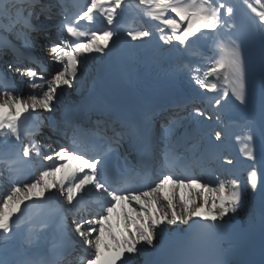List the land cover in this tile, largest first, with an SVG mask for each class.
Wrapping results in <instances>:
<instances>
[{
	"label": "snow or ice",
	"instance_id": "1",
	"mask_svg": "<svg viewBox=\"0 0 264 264\" xmlns=\"http://www.w3.org/2000/svg\"><path fill=\"white\" fill-rule=\"evenodd\" d=\"M138 5L157 23L123 27L125 0H87L82 6L67 0H0V32L22 39L20 47L12 44L0 50V58L8 51L14 58L0 75V179L11 184L0 201V240L16 236L20 216L30 204L42 207L51 201L55 212L40 220V231L33 234L40 237L54 227L62 240L61 249L51 258L0 254V264H136L137 254L144 251L138 245L152 246L157 236L164 237L168 225L184 224L188 230L210 233L222 229L225 218L241 209L249 189L261 197L264 229V61L259 122L245 121L241 131L231 135L242 144L240 151L251 162L245 182L232 171L235 158L226 155L230 136L224 111L229 101L243 106L254 102L243 49L250 37H258L264 49V0H138ZM54 8L58 11L52 39L46 24L53 21ZM101 17L106 22L102 29L81 25L82 21L93 24ZM122 39L129 47L150 45L155 61L166 55H189L199 41L210 45L212 54L205 59L211 63L202 74L199 65H183L190 82L203 93L202 99L192 104L184 142H194L193 147L200 150L199 162L215 163L213 175H232L231 181L216 177L201 182L199 177L174 176L165 170L173 141L168 135L159 140L145 135L146 114L120 115L114 121L113 112L106 109L103 123L96 125L101 134L91 151L75 144L78 125L62 126L53 121L63 92L80 82L87 61L93 54L107 56ZM45 46L55 65L51 71H46L48 65L36 55ZM9 73L21 77L30 90L26 97ZM29 121L32 126L22 129ZM113 123H118V130L111 127V135L102 131ZM168 124L165 119L161 125L165 132L171 131ZM53 135L65 142H44ZM124 140L138 152V165L129 164L130 152L120 151ZM153 153L161 157L159 176L154 182L132 186L130 177L138 174V168H147V158ZM114 158L123 159V167L110 170ZM22 165H39L37 178L16 179L13 172Z\"/></svg>",
	"mask_w": 264,
	"mask_h": 264
},
{
	"label": "bare ground",
	"instance_id": "2",
	"mask_svg": "<svg viewBox=\"0 0 264 264\" xmlns=\"http://www.w3.org/2000/svg\"><path fill=\"white\" fill-rule=\"evenodd\" d=\"M52 2V1H51ZM53 3V2H52ZM48 23H50V22H48ZM143 25V23H141V24H139V25H135V26H133V25H129V26H131V27H140V26H142ZM51 33H53L52 31H51ZM52 39H55V35L53 36V38ZM46 43V42H45ZM207 43L204 41V44L203 45H206ZM244 47H245V45H244ZM44 50H46V51H48V49H47V47L45 46L44 48H43ZM208 51H209V53H210V55L212 54V51H211V48H210V45L208 46ZM243 54H244V56L247 58V60H248V62H250V55L247 53V52H243ZM46 58L45 59H43V61H45V63L48 65V69L51 67V69L53 68V67H55V65L52 63V61H51V59H50V53H49V51L48 52H46ZM8 60V59H7ZM47 60V61H46ZM9 61V60H8ZM36 67V66H35ZM5 68L7 69V64L5 65ZM38 71H39V69H37ZM13 75H15L16 76V78H17V81H18V83H19V85H21L22 87H23V91L25 92L24 94H23V96H27L28 94H29V89L27 88V86L26 85H24L23 84V82H22V80H21V77H19L17 74H15V73H13ZM85 75H86V73H85ZM81 86V84H80V82H78V83H76L75 84V86L73 87V88H67V89H65V91L63 92L64 94H65V99H64V101H67L68 100V98H73L75 95H77L78 94V91H79V89L81 88L80 87ZM174 110H173V112H172V114H174ZM43 115L44 116H48L49 114L48 113H43ZM55 115L57 116L58 114H57V112L55 113ZM166 115H168V112L166 113ZM180 118V117H179ZM49 131H50V129H49ZM162 136V135H161ZM59 140H61V139H58L57 138V141H59ZM63 142H64V140H63ZM46 143H49V142H46ZM50 144H52V143H50ZM54 145V144H53ZM257 154H259L258 153V149H257ZM258 157H259V155H257ZM49 163V162H48ZM191 169V171H192V175H190V176H194V177H196L197 175H199V172H197V170L196 169H194V168H190ZM201 173V172H200ZM199 178H200V180H201V182H206V181H209V180H213L212 178H210L208 175H204V176H198ZM214 186V185H213ZM250 190V189H249ZM6 193L8 192L7 190L5 191ZM250 192V191H249ZM250 196H252V195H250ZM251 201V200H250ZM248 204V203H247ZM247 204H244L245 206L247 205ZM236 215H240V213H239V211H238V213L237 214H235L234 216H231L230 218H225V220L226 219H234L235 218V216ZM243 217V216H242ZM191 223V222H190ZM188 231V225H184V224H181L179 227H177V226H175V225H168L167 226V233H168V236H167V238H169V239H171V238H173L175 235H177V234H179V233H185V232H187ZM159 239V236H157L156 237V239L154 240V243H157V244H161L162 243V241L163 240H158ZM7 242L6 241H3V240H0V247H3V245H5ZM156 244V245H157ZM145 246L146 247H149L148 245H146V244H141V245H138V247H144L145 248ZM145 256H146V251L144 250L142 253H140V254H137V259H136V264H141L143 261H144V259H145Z\"/></svg>",
	"mask_w": 264,
	"mask_h": 264
},
{
	"label": "rangeland",
	"instance_id": "3",
	"mask_svg": "<svg viewBox=\"0 0 264 264\" xmlns=\"http://www.w3.org/2000/svg\"><path fill=\"white\" fill-rule=\"evenodd\" d=\"M49 70H51V68ZM81 82H82V79H81Z\"/></svg>",
	"mask_w": 264,
	"mask_h": 264
}]
</instances>
